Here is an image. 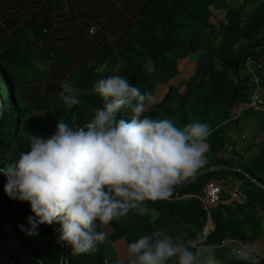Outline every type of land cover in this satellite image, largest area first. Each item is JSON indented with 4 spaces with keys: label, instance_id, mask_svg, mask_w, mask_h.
<instances>
[{
    "label": "trees",
    "instance_id": "obj_1",
    "mask_svg": "<svg viewBox=\"0 0 264 264\" xmlns=\"http://www.w3.org/2000/svg\"><path fill=\"white\" fill-rule=\"evenodd\" d=\"M249 2L0 0V166L28 150L29 134L50 136L59 119L73 126L86 123L103 105L102 97L93 91L95 81L119 74L153 96L158 85H167L160 100L148 103L145 115L171 117L181 126L192 119L209 123L213 132L206 156L213 165L233 167L223 156L231 146L227 131L256 86L247 70L248 58L264 97V0L247 10ZM210 36L214 44L206 47ZM203 49L209 52V60L185 87L181 64ZM148 57L154 61L155 72L144 70ZM69 78L81 91L80 103L71 109L59 98L60 82ZM29 110L34 116L27 115ZM262 153V159L241 154L239 158L240 168L264 184V149ZM218 174L237 176L244 198L233 203L221 198L205 209L201 200L205 186ZM5 183L0 173V220L12 226L27 252L44 264H60L70 247L58 241L59 224H41L38 236L25 235L18 226L27 224L30 205L9 198ZM144 203L175 229H184L183 237L202 236L205 243L214 244L220 259L232 253L233 245L218 246L226 237L264 246V191L239 171L208 172L175 185L168 199ZM209 217L213 227L206 234ZM110 225L127 244L154 230L135 209ZM105 242H99L94 251L71 255L70 264H106ZM226 264L252 263L233 255Z\"/></svg>",
    "mask_w": 264,
    "mask_h": 264
},
{
    "label": "clouds",
    "instance_id": "obj_2",
    "mask_svg": "<svg viewBox=\"0 0 264 264\" xmlns=\"http://www.w3.org/2000/svg\"><path fill=\"white\" fill-rule=\"evenodd\" d=\"M144 70L156 71L151 57ZM92 87L103 105L91 119L75 126L59 119L50 136L29 134L28 150L0 166L5 193L30 205L27 224L18 226L25 235L38 236L41 224H59L58 241L70 247L60 264L96 250L108 237L101 226L133 209L143 213L145 201L168 199L175 185L205 164L210 150L209 123L192 119L181 126L171 117L145 115L153 95L127 77L101 76ZM60 89L64 106L80 103L74 80H62ZM233 255L239 251L218 258L216 246L202 236L154 229L130 242L116 264H169L173 258L175 264H226Z\"/></svg>",
    "mask_w": 264,
    "mask_h": 264
},
{
    "label": "crops",
    "instance_id": "obj_3",
    "mask_svg": "<svg viewBox=\"0 0 264 264\" xmlns=\"http://www.w3.org/2000/svg\"><path fill=\"white\" fill-rule=\"evenodd\" d=\"M227 135L229 137L231 146L227 149L228 151L227 154L225 155L222 154V155L225 156L228 160L232 161V163L234 164L233 167L238 168L241 165L242 159L239 158V154L245 155V156H254L258 159L263 158L262 152L264 149V117L262 115L255 113V112H246V111L242 112L240 116L236 118V121H234L230 125L227 131ZM232 149H235L237 153L235 154L230 153L229 151H231ZM220 155L221 153H218V156ZM209 165L212 166L213 163H211V159L206 156V162L201 168H199V170L207 166L209 167ZM224 166H227V165H224ZM229 167H232V166H229ZM218 170H222V169H218ZM224 170H230V169H224ZM231 171H234V170H231ZM222 178L223 180H219V179L213 180V181H217L220 184H222L221 185L222 186V198H223L222 201L224 203H233L234 201L240 202L244 198V195L238 189V187L241 184V181L238 179L237 176H234V175H227V176L222 175ZM222 182L227 183L228 187H223ZM231 189L237 190V192L240 195V199H239L240 201L234 199L231 196ZM135 210L139 212L137 209ZM140 215L143 220L151 222L154 226V229H156L153 221L155 219L159 220L161 218V215L156 210L146 205L144 212L140 213ZM1 224H2V221L0 220V249L4 245L5 239L7 238V234L2 230ZM106 227H107L106 229L107 233L117 238L115 241L108 242L106 240L105 242L106 264H116V261L118 259L126 257L128 244L119 231H116L111 225H107ZM100 228L101 230L103 229L102 226ZM160 229H163L169 234L174 235V236L175 235L184 236V229L183 230L180 228L175 229L169 222L167 224L163 223ZM251 245L252 244L248 246H251ZM252 246L254 250L258 252L261 251L264 253V246L261 242H257L253 244ZM108 251L110 253V258H109ZM174 260L175 258L170 260V262H173Z\"/></svg>",
    "mask_w": 264,
    "mask_h": 264
},
{
    "label": "built area",
    "instance_id": "obj_4",
    "mask_svg": "<svg viewBox=\"0 0 264 264\" xmlns=\"http://www.w3.org/2000/svg\"><path fill=\"white\" fill-rule=\"evenodd\" d=\"M251 59H247V70L251 72L253 81L256 83L255 88L250 94L249 101L245 105L241 106L236 116L240 115L244 111H254L264 116V97L260 94V89L257 85L256 75L251 70ZM259 66H261L259 64ZM231 196L239 200L240 195L236 189H231ZM222 198V186L217 181H210L205 186L204 195L201 200L205 209H208L211 205L216 204ZM240 201V200H239ZM2 230L7 234L4 245L0 249V264H44L41 259L36 255L27 252L21 245L17 237L14 235L13 228L8 222H2ZM212 223L209 224L208 229H212ZM233 245L231 248L232 253L234 250L239 251L238 257L252 264H264V255L250 246L242 243L241 241L226 237L221 240L219 247Z\"/></svg>",
    "mask_w": 264,
    "mask_h": 264
},
{
    "label": "rangeland",
    "instance_id": "obj_5",
    "mask_svg": "<svg viewBox=\"0 0 264 264\" xmlns=\"http://www.w3.org/2000/svg\"><path fill=\"white\" fill-rule=\"evenodd\" d=\"M226 2H230L231 3L234 0H225ZM238 1V0H236ZM260 0H250L249 4H248V8L247 10H250L254 5H256ZM212 44H214V42L212 41V36L208 37L206 39V41L204 42V46L208 47V46H212ZM191 60L187 61L186 60L181 64V68L183 69V73L186 75L184 76V85L185 87H187V84L191 81L192 77H196L201 71L202 69L205 67V65L207 64L208 60H209V52L205 49L198 51L196 54H193L192 57H190ZM38 68V65H37ZM184 86L181 88V91L184 90ZM167 85H158V88L156 90V93L153 96V101H158L161 99V97L165 94V92L167 91ZM81 94V91H80ZM261 95L263 94L262 92L260 93ZM28 116H34V112L29 110L28 111ZM35 115H37L39 118L42 117V114L39 113H35ZM223 180L222 175L218 174L215 177H213V180ZM154 225L156 229H160L163 223H168L167 219H165L164 217L161 216V218L159 220H154ZM102 231H106L107 232V227L106 226H102ZM117 238L115 236H111L110 234H108L107 237V241H115ZM109 254V258H110V253L108 251Z\"/></svg>",
    "mask_w": 264,
    "mask_h": 264
},
{
    "label": "water",
    "instance_id": "obj_6",
    "mask_svg": "<svg viewBox=\"0 0 264 264\" xmlns=\"http://www.w3.org/2000/svg\"><path fill=\"white\" fill-rule=\"evenodd\" d=\"M2 113H3V109H2L1 99H0V121H1ZM218 169H230V170H234V171H239L244 176H246L252 183H254L258 188H260L264 191V184L262 182L256 180L252 175H250L243 168H240V167L235 168V167H229V166H224V165H212L209 167L202 168L201 170L194 173L192 176H190L188 178H184L180 183L192 182V181L196 180L197 178H199L200 176H202L208 172L218 170ZM2 175L6 178V176L3 173H2ZM211 222H212L211 218L209 217L208 225L211 224ZM208 231H209V229L206 231V234L208 233Z\"/></svg>",
    "mask_w": 264,
    "mask_h": 264
}]
</instances>
